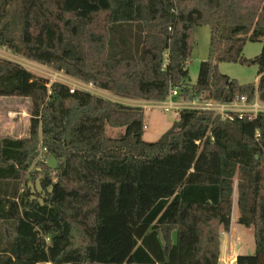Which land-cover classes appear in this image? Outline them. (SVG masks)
Instances as JSON below:
<instances>
[{
    "label": "trees",
    "instance_id": "trees-1",
    "mask_svg": "<svg viewBox=\"0 0 264 264\" xmlns=\"http://www.w3.org/2000/svg\"><path fill=\"white\" fill-rule=\"evenodd\" d=\"M197 25L210 56L191 84ZM0 46L123 99L264 102V0H0ZM221 62L257 65L258 83ZM48 84L0 58V97L31 101L29 135L0 138V264H220L235 194L255 238L236 264H264V111L183 108L148 142L144 107Z\"/></svg>",
    "mask_w": 264,
    "mask_h": 264
},
{
    "label": "rangeland",
    "instance_id": "rangeland-1",
    "mask_svg": "<svg viewBox=\"0 0 264 264\" xmlns=\"http://www.w3.org/2000/svg\"><path fill=\"white\" fill-rule=\"evenodd\" d=\"M263 44L261 42H247L244 47V56L248 59H252L259 55L262 51ZM210 56V27L208 25H197L193 29V47L191 59L188 62L189 80L191 84H195L198 78L199 66L202 61H205ZM0 58L8 59L16 63L21 64L27 70L31 71L37 78H45L48 80L49 88L53 82H61L67 84L71 88L81 89L89 91L98 96H102L106 99L117 102H126L127 99H123L115 96L113 93L99 89L92 84H88L70 76H67L64 72L57 71L47 65H43L29 60L20 52H13L6 47L0 46ZM258 66L257 65H244L240 63H228L221 62L219 64V70L223 74L230 76L233 79L238 80L240 83H258ZM182 97L177 96L172 98V102L180 101ZM130 100V99H128ZM187 104L185 106L194 107L190 102L191 100H185ZM170 100L168 99L167 102ZM195 101H205L203 99H197ZM255 101V100H254ZM251 102L252 104L254 103ZM130 102V101H129ZM128 103V101H127ZM190 103V104H189ZM250 103V102H249ZM260 103V101H259ZM264 103V102H263ZM263 107L264 104L260 103ZM30 105L29 98L20 97H0V138L2 137H27L29 135L30 126ZM145 105V133L144 140L148 142L157 141L167 130L168 125L173 123L176 118L177 110L172 108L166 110L162 107V102H150L142 103ZM143 107V106H142ZM183 109V108H182ZM236 109L243 111L242 107ZM181 110V109H180ZM124 132L120 128L107 127V134L112 137H116ZM43 154V155H42ZM42 160L47 164L56 167L59 160L53 156H48L44 152L42 153ZM32 172H41V167L34 165L31 168ZM36 189H39V180L37 179L33 183ZM237 206V194H235L232 218H235V228L242 229L243 234L241 237L249 243V248H246V253H254L255 238L253 228L242 226L238 222L240 214L238 213ZM227 236H225L226 238ZM237 233L234 232V238L236 239Z\"/></svg>",
    "mask_w": 264,
    "mask_h": 264
},
{
    "label": "crops",
    "instance_id": "crops-1",
    "mask_svg": "<svg viewBox=\"0 0 264 264\" xmlns=\"http://www.w3.org/2000/svg\"><path fill=\"white\" fill-rule=\"evenodd\" d=\"M258 81H259V76H258ZM128 101V103H127ZM126 102H123L125 104L129 105H137V106H145L142 105V103H150L153 101H143V100H128ZM130 101V102H129ZM255 101L264 104L260 99L259 95H256ZM175 104L179 106V110L182 108H189L188 106H185L187 103L184 102L181 98L180 101H175ZM145 108V107H144ZM178 110V111H179ZM179 119V116H176L175 121ZM173 123H170L168 125V129L171 127ZM239 213V212H238ZM242 226H244L241 222V220L238 222ZM234 232L237 233L236 239L234 238ZM243 234L242 229H239L238 227L235 228V218H232L231 221V228L229 232H221V247H220V259L219 262L220 264H236V260L238 255L240 254H249L246 253L243 250H246V248H249V243L244 240L241 235ZM225 236H227L225 238ZM176 235L173 233V241H175ZM255 251V248H254Z\"/></svg>",
    "mask_w": 264,
    "mask_h": 264
},
{
    "label": "built area",
    "instance_id": "built-area-1",
    "mask_svg": "<svg viewBox=\"0 0 264 264\" xmlns=\"http://www.w3.org/2000/svg\"><path fill=\"white\" fill-rule=\"evenodd\" d=\"M76 89L71 88V92H74ZM81 90V89H80ZM180 93L179 88H173L170 90V94L169 97L162 102V107L165 108L166 110L169 109H176V116H179V106H177L174 102H172V98L177 97ZM168 99L170 100L169 102ZM194 107H190L191 109H201V110H211V111H215L216 113L220 114L222 116V118H226L229 117V113L230 112H240V113H244V112H248V113H253V114H257L261 111H263V107L262 105L257 102L254 101V103H249L245 97H241L240 99H238L235 102L232 103H222V102H217V101H213V100H205V101H195V100H191L190 102ZM189 103V104H190ZM237 107H242V109H244L243 111L236 109ZM179 110V111H178ZM146 127V126H145Z\"/></svg>",
    "mask_w": 264,
    "mask_h": 264
},
{
    "label": "water",
    "instance_id": "water-1",
    "mask_svg": "<svg viewBox=\"0 0 264 264\" xmlns=\"http://www.w3.org/2000/svg\"><path fill=\"white\" fill-rule=\"evenodd\" d=\"M241 222H242V220H241Z\"/></svg>",
    "mask_w": 264,
    "mask_h": 264
}]
</instances>
